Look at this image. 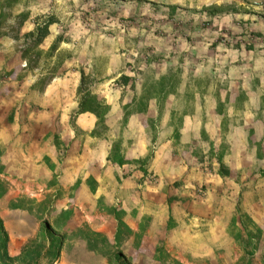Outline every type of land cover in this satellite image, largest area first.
<instances>
[{
	"label": "crops",
	"instance_id": "0c3cea01",
	"mask_svg": "<svg viewBox=\"0 0 264 264\" xmlns=\"http://www.w3.org/2000/svg\"><path fill=\"white\" fill-rule=\"evenodd\" d=\"M254 4L252 9L235 10L234 21L217 17L212 29L190 24L184 39L173 32L179 31L177 25L165 24L167 29L162 25L165 38L146 39L157 54L137 53L132 58L135 65L129 68L112 49L121 41L112 33L124 32L119 24H94L79 35L86 28L78 22L54 23L38 48L43 53L38 61L45 57L46 66L32 63L24 51L38 28L32 16L15 34L10 33L12 22L4 25L0 29L4 173L26 192L68 190L79 183L82 192L90 193L88 184L95 183L96 193H116L130 230L138 231L144 217L152 232L165 230L174 184L179 182L184 189L194 186L205 175L203 161L215 160L225 146L224 164L234 166L237 160L236 171L249 166L245 160H251V167L263 157L254 145L264 143L260 117L264 115V0ZM24 11L20 8L16 15ZM220 33L234 37L225 43ZM191 35L195 46L190 49L184 42ZM60 54L65 60L57 64ZM179 70L182 76L174 84ZM50 76L51 81L41 82ZM88 76L96 82L86 92L110 106L105 134L95 114L77 113L78 92ZM207 80L215 82L214 89L208 90ZM116 144L125 161L122 165L109 159ZM216 165V181L223 182ZM263 186L264 177L253 187L263 190ZM82 202L77 199L75 206H83Z\"/></svg>",
	"mask_w": 264,
	"mask_h": 264
},
{
	"label": "rangeland",
	"instance_id": "374dc122",
	"mask_svg": "<svg viewBox=\"0 0 264 264\" xmlns=\"http://www.w3.org/2000/svg\"><path fill=\"white\" fill-rule=\"evenodd\" d=\"M204 1L22 0L9 22L14 28L20 16L16 12L24 8V14L32 16L36 24L43 25L51 17L63 25L78 22L86 28L78 31L79 35L94 24H119L124 32L112 33L121 39L112 49L126 59L124 65L129 68L135 65L132 61L135 54H157L152 53L155 51L152 41L148 43L146 39L152 40L153 35L165 38L166 25H177L179 31L173 32L184 39L188 32L185 28L190 24L212 29L217 17L234 21L235 10L255 6L254 0H206V4ZM230 37L234 35L219 34L225 43ZM188 38L190 41L184 45L191 49L195 46L194 37ZM35 56L33 53L32 59ZM43 58L37 63L48 65V59ZM58 58L57 64L65 60V55L60 54ZM158 58L165 59L161 55ZM182 73V70L174 73L176 84ZM95 82L91 76L84 78V89H93ZM205 85L208 90L216 86L209 80ZM260 117L264 120V115ZM100 131L105 134L107 129L100 128ZM254 146L258 155L263 156L258 165L255 162L250 167L251 160L247 159L249 166L236 171L234 159V166L225 164L230 174L223 182L216 181L218 178L214 175L218 170L217 157L221 153L225 155L226 146L217 156L212 152L215 160L210 157L203 161L207 163L205 175L194 186L184 189L181 183H175L168 226L153 232L151 222L145 217L138 231L130 230L123 221L124 210L116 193H96L95 183L88 184L90 193L82 192L79 183L68 190L26 192L3 173L0 176L4 190L0 198V264H264V206L261 207L264 186L263 190L253 187L264 177V143ZM1 154L4 164V154ZM53 183L54 180L52 186ZM77 199H82L83 206H75ZM65 203L67 206H63ZM249 215L256 216L258 221L252 217L250 221ZM247 238L251 239L248 248ZM248 250L253 255H248Z\"/></svg>",
	"mask_w": 264,
	"mask_h": 264
},
{
	"label": "trees",
	"instance_id": "16d2710c",
	"mask_svg": "<svg viewBox=\"0 0 264 264\" xmlns=\"http://www.w3.org/2000/svg\"><path fill=\"white\" fill-rule=\"evenodd\" d=\"M22 3V0H0V29L2 27H4V25H6L7 23H9V21L13 18V13L16 11L17 7ZM29 16L28 14H21L18 18V22L16 23L15 27L10 31V33H14L16 32V28H20L27 20H28ZM54 23H56V19L51 17L47 22H45L43 25L38 24V28L36 29V32L34 34H31L30 36L33 38L32 43L27 46L25 48V54L26 56H29L33 53H36L37 56H35V58L32 60V63L37 64L38 60L40 59V57L42 56V52L38 51L39 46L41 45L42 41L45 39V37L48 35L49 33V27L51 25H53ZM15 37H18V32L16 33ZM61 40V38L56 41V44H54L51 47V50L49 52V56L50 54H53L54 51L57 48V43H59V41ZM53 79V76L44 78L43 80H41L42 83H46L49 82ZM174 84L175 83V77L173 80ZM85 91V92H84ZM79 95L81 97L80 100V106H79V110H78V114L81 113H86V112H91L93 114L96 115L97 119H98V127L100 128H105V120H106V116L110 111V106L107 105L104 101H100L98 99V97L94 94H92V92L88 91L86 92V90L84 89V85H82V87H80L79 89ZM143 105L141 107L138 108V110H142ZM220 114L222 113V110H220L219 112ZM97 133V131H94L92 133V135H95ZM1 150H0V176L4 173L5 171V166L4 164L1 162ZM224 158V154L221 153L220 155H218L217 157V163L219 165V171L218 174L222 177V178H227L230 174V170L229 168L226 167V165L224 164L223 161ZM110 161L112 162H117L118 164L122 165L125 161L124 158H122L121 154H120V145L116 144V146H114V149L112 151V154L109 156ZM2 183L0 181V198L2 197L4 190L2 189ZM123 222L120 221V224L122 225ZM250 238H247L246 240V247H249L250 242ZM248 255H253V252L249 251L247 252Z\"/></svg>",
	"mask_w": 264,
	"mask_h": 264
}]
</instances>
